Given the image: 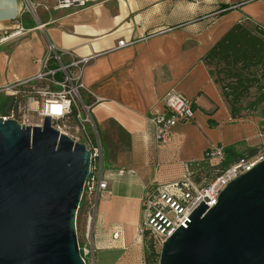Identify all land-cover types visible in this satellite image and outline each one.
Instances as JSON below:
<instances>
[{
  "label": "crops",
  "instance_id": "crops-1",
  "mask_svg": "<svg viewBox=\"0 0 264 264\" xmlns=\"http://www.w3.org/2000/svg\"><path fill=\"white\" fill-rule=\"evenodd\" d=\"M27 3L39 6L36 16L23 14ZM55 5L56 0H0V40L16 32L21 20L25 28L0 42V89L36 76L51 44L65 63L94 57L83 81L105 138L109 185L98 203L94 264H145L147 247L137 233L145 188L176 183L182 163L202 160L211 145H264L260 119H232L221 86L202 60L236 23L252 19L264 25V0H109L82 10ZM120 41L133 45L118 49ZM169 92L193 100L196 111L192 122L179 123L171 142L160 146L149 134L148 118L163 111ZM109 125L119 132L115 139ZM119 228L121 238L114 240Z\"/></svg>",
  "mask_w": 264,
  "mask_h": 264
},
{
  "label": "water",
  "instance_id": "water-1",
  "mask_svg": "<svg viewBox=\"0 0 264 264\" xmlns=\"http://www.w3.org/2000/svg\"><path fill=\"white\" fill-rule=\"evenodd\" d=\"M91 152L52 127L0 118V264H85L77 215ZM159 264H264V161L202 204Z\"/></svg>",
  "mask_w": 264,
  "mask_h": 264
},
{
  "label": "built area",
  "instance_id": "built-area-1",
  "mask_svg": "<svg viewBox=\"0 0 264 264\" xmlns=\"http://www.w3.org/2000/svg\"><path fill=\"white\" fill-rule=\"evenodd\" d=\"M109 0H56L55 10H82L94 4ZM38 5L27 3V11L34 16ZM48 9V8H47ZM22 16V15H21ZM25 33L22 20L18 30L3 36L0 42L9 37ZM133 45L120 41L118 49ZM62 55L51 44L46 55L39 60L40 70L32 78L16 82L0 89L12 99L10 107L0 118L16 120L21 125L42 126L49 117L52 127L60 135L69 137L75 144H84L91 152L90 173L86 180L79 211L84 218V231L78 233V244L85 264H94V230L98 215V203L108 191L105 174V151L98 126L93 117L94 103L88 102L84 92V73L94 57H72L65 63ZM25 92L26 103L20 106L21 93ZM23 96V95H22ZM163 111L148 118V131L157 145H168L175 127L182 122H192L195 116L193 100L169 92L162 100ZM226 154L224 147L211 145L200 161L182 163L183 173L179 181L170 185H152L145 188L142 200V218L137 233L145 247L146 233L158 242L160 252L164 243L181 227L186 228L192 214L205 204L208 209L217 205L221 193L235 179L253 170L264 161V152L259 151L250 157H242L224 166ZM123 174L124 171H120ZM119 228L114 240L121 238ZM159 264V263H158Z\"/></svg>",
  "mask_w": 264,
  "mask_h": 264
},
{
  "label": "trees",
  "instance_id": "trees-1",
  "mask_svg": "<svg viewBox=\"0 0 264 264\" xmlns=\"http://www.w3.org/2000/svg\"><path fill=\"white\" fill-rule=\"evenodd\" d=\"M203 62L210 75L221 86L233 120L251 117L260 119L264 130V25L248 19L232 26L205 54ZM10 107L0 102V114ZM214 125L215 122L211 121ZM261 147L236 144L225 147L224 166L242 157H250ZM145 264H158L160 248L157 240L146 233Z\"/></svg>",
  "mask_w": 264,
  "mask_h": 264
},
{
  "label": "rangeland",
  "instance_id": "rangeland-1",
  "mask_svg": "<svg viewBox=\"0 0 264 264\" xmlns=\"http://www.w3.org/2000/svg\"><path fill=\"white\" fill-rule=\"evenodd\" d=\"M24 93L25 92L21 93V96H20V99H19V101H20V104L19 105L20 106H24L25 103H26V99L24 98V95H25ZM83 96H85V98L87 99L86 92H84V95ZM3 100H5L7 102V104H11V102H12V99L10 98V95L7 92L0 94V102L3 101ZM87 101H88V99H87ZM88 102H90V101H88ZM256 114L257 113H253L251 115V117L255 116ZM98 130H99V134H100L101 140L104 143V139L105 138L103 137V133L101 132L100 129H98ZM107 131L110 133V135L114 139H115V135L119 133L118 130H117V128L114 125H109ZM262 131L264 132L263 129H262ZM114 143H115V141H114ZM260 147H261V149L259 151L264 152V145H262ZM111 150H114L115 151V148H111ZM114 151H112V152H114ZM83 231H84V218H83L82 212L79 211L78 212V215H77V232L79 233V235H82Z\"/></svg>",
  "mask_w": 264,
  "mask_h": 264
}]
</instances>
